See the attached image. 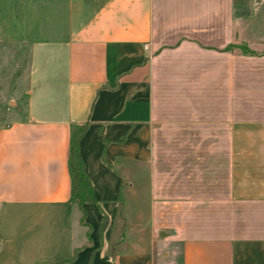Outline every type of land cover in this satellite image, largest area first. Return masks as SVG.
Segmentation results:
<instances>
[{
    "label": "crops",
    "instance_id": "1",
    "mask_svg": "<svg viewBox=\"0 0 264 264\" xmlns=\"http://www.w3.org/2000/svg\"><path fill=\"white\" fill-rule=\"evenodd\" d=\"M254 19L253 0H0V66L26 61L25 108L0 126V264H264V48L221 51ZM178 93L202 164L186 154L162 184L160 103ZM88 120L85 226L68 159Z\"/></svg>",
    "mask_w": 264,
    "mask_h": 264
},
{
    "label": "rangeland",
    "instance_id": "2",
    "mask_svg": "<svg viewBox=\"0 0 264 264\" xmlns=\"http://www.w3.org/2000/svg\"><path fill=\"white\" fill-rule=\"evenodd\" d=\"M245 24L246 27L248 25V28H251L250 30H258L260 34H256V31L254 33L250 32L249 34L243 35L242 40H238L236 43L246 42L259 55L262 53V48H264V20L254 19V23L248 22ZM224 49L221 51L229 52L224 51ZM232 53L245 55L240 51H233ZM24 58L23 54L15 57V53L9 51L6 59L0 66V126L8 123L14 117H17L18 114H22L21 111L25 108L26 95L23 92H18L17 94L16 91L18 77L26 67ZM178 94V97L170 98L167 105L160 103L163 129L155 139L153 152L156 169L161 171L162 174V178L159 180L162 184L165 183L164 177L167 174L181 170L182 156H186V154L192 156V160H190L191 158L189 159V161H192L189 164L190 169H194L198 161L202 164V159L198 160L197 154L199 150V154L202 155L203 148L182 145V140L186 138L188 133L189 138L196 137L197 131H182L181 127L186 123L191 124L197 122V100L194 98L185 100V98L181 97L180 93ZM183 165L186 166V163ZM175 181H180V179ZM174 197L177 199V196Z\"/></svg>",
    "mask_w": 264,
    "mask_h": 264
},
{
    "label": "trees",
    "instance_id": "3",
    "mask_svg": "<svg viewBox=\"0 0 264 264\" xmlns=\"http://www.w3.org/2000/svg\"><path fill=\"white\" fill-rule=\"evenodd\" d=\"M224 51H240L245 55H257V52L253 51L246 42L231 43L224 49ZM89 125V120L82 123H74L72 125L68 159V168L71 179V203L73 205H77L81 209V222L85 226H87V223L83 205L85 203H97L91 180L86 173L85 166L79 152L80 141L88 130ZM121 199L123 200V194Z\"/></svg>",
    "mask_w": 264,
    "mask_h": 264
},
{
    "label": "built area",
    "instance_id": "4",
    "mask_svg": "<svg viewBox=\"0 0 264 264\" xmlns=\"http://www.w3.org/2000/svg\"><path fill=\"white\" fill-rule=\"evenodd\" d=\"M255 6H259L261 3H264V0H253Z\"/></svg>",
    "mask_w": 264,
    "mask_h": 264
},
{
    "label": "water",
    "instance_id": "5",
    "mask_svg": "<svg viewBox=\"0 0 264 264\" xmlns=\"http://www.w3.org/2000/svg\"><path fill=\"white\" fill-rule=\"evenodd\" d=\"M162 235L164 236L165 234L163 233Z\"/></svg>",
    "mask_w": 264,
    "mask_h": 264
}]
</instances>
